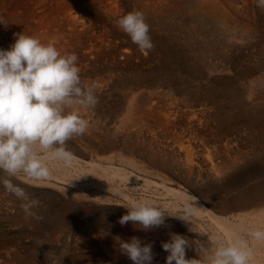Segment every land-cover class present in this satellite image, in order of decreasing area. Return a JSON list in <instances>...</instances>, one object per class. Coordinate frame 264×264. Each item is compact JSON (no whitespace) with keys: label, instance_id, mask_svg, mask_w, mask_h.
<instances>
[{"label":"rangeland","instance_id":"rangeland-1","mask_svg":"<svg viewBox=\"0 0 264 264\" xmlns=\"http://www.w3.org/2000/svg\"><path fill=\"white\" fill-rule=\"evenodd\" d=\"M92 1L94 5L95 0ZM104 1L102 0L103 3ZM246 1L247 0H182V1L181 0H116V3L118 4V8L115 13L116 15H115L114 29L110 32L111 34L109 33L111 37L113 36L112 38L114 39L115 43L110 45V47H107V51H105L107 55L106 57L100 56L99 59L92 60V62L89 63L90 65L88 64L86 66L89 70L85 71L83 75H80L81 80L82 82H84V84L90 81L94 82L95 77L97 78L101 77L102 78L101 82L104 85V87L102 90L103 91L102 94H101L102 91H100V94L96 93L99 99L96 107H94L93 109L89 108V109L80 110L83 118L87 119L88 121H90L89 119H93L94 125L92 127H89L88 132L83 136H74L72 139L66 142L67 150L71 151L74 156H77L82 160L78 162V165H80L83 169L86 168L85 170H87L88 168H90V166H88L85 163L94 160L95 159L94 154L97 155L100 154L99 156L101 157L103 156L111 157L113 159L112 160L113 166L125 169L126 171H131L136 173V171L131 166L129 167V165H127L126 163L122 161L119 162L117 160L116 157H117V153L119 152L118 148L107 149L108 151H104V152L98 149L103 148L105 140L106 141L115 140L117 142V138H116L117 135L114 134L115 130L113 123L119 120V118L121 117L123 113L122 110L126 102L124 99H126L130 95V92L132 90L131 88L135 87V84L137 82L136 80L140 76H143L144 74L146 80L147 76L151 78V75H154V73L156 74L158 73V71H160L159 74L160 77L163 78L162 80L165 83H168L169 81V83L171 84L173 88L171 96H173L174 100L176 101L180 100L190 105H192V103L193 105H197L199 103L205 101L207 102V100H209V96H208L209 91L210 92L217 91L221 93V94L217 93L218 96L220 97L215 98L217 101V106H218L217 110L219 114L217 112H216L217 114L212 112L214 111L212 109L210 111L213 115L215 114L217 118L220 120L219 124H217L216 121H212V123L211 122L209 123V126L211 127L213 126L212 127L213 130L212 133L210 134V137L214 138V140H219V139L223 140L224 138L228 139V141L233 140L234 144L233 141H231L232 142L231 144L234 145L233 146L234 148L236 146V148L233 149V151H235L236 153V149H237V153L240 152V154L242 155V157L238 159L240 161L235 165L241 168V165L243 167L244 164H246V166L248 164V169H249V171H247V174H245L246 172L245 173L243 172L242 173L243 175L239 174L235 176L236 179L231 180L230 186L231 187L237 186L235 189L236 191L235 190H231V191L233 192L234 195V193L236 192H243L249 190L250 189L249 187L258 184L256 181L262 183L264 180V165H263L264 138L259 137L254 128L250 126L248 127V124L244 123V121L241 120V116L242 114H246L245 108L248 103L257 104L259 102V104H261L263 102L262 104L264 105V83H263L264 77L262 78L263 81L262 84L256 81L255 83L253 82L254 78H256V75L259 76L262 72H264L263 70L264 69V7L257 6L258 0H248L247 2ZM1 2L3 1H0V12H1L0 20L4 22L8 18H9L8 20L12 19L13 17L7 14L8 11L7 6L4 5L6 7V8L4 7L6 9L5 10L1 6L2 4ZM4 2L7 3V0H4ZM27 2L28 1H26V3L24 2V4L22 2L20 3V5L22 4L21 6L23 7H21L18 4L16 6L17 8L14 9L16 10L15 13L19 12L20 15L21 14L23 15L22 12H24L25 14L26 13L25 11H27L26 8L29 5V4L27 5ZM161 4H165V5H161ZM157 5L158 7L160 5L163 6V7L160 6L162 9L160 7L158 8ZM58 10L59 11L53 9L52 13L44 12L45 14L47 13L46 15L43 12L41 15L40 12L38 15L39 20L38 18L29 17V15L26 13L24 15L25 17L23 20L25 21L26 18V23L23 22L22 20L18 21L17 23L19 24L20 28L18 29V31L14 33H20V31L22 30L21 32H23L24 34L26 33V35L29 36L41 34L42 33L41 31L43 29L40 28L41 26L40 21H43V19L44 20L48 19L51 16L55 17L56 15L61 14V9L58 8ZM134 10L142 11L145 14L146 22L150 25L152 24V26H150L149 35L151 36L154 47L151 51H148L149 57H147L148 56L147 55L145 56L146 58L142 55V52H138L140 51L138 46L132 43L130 37L126 33H124L121 29H119L116 24V21L120 16L125 15L128 12ZM217 16L223 17L228 23V25L227 23L226 26L224 27L216 25V23L213 21L216 20ZM176 17H178V19ZM29 19L30 20L32 19L34 21V22L32 20L30 21L31 25L27 23ZM252 20H254V22ZM101 21L106 23V26L111 28V26L109 25L108 15L103 16L101 18ZM188 24H192V25L190 26ZM23 28L25 31L23 30ZM33 28L37 29L36 32L32 31ZM185 29L186 32L184 33ZM191 32L194 34H191ZM0 33H1L0 38L2 37L1 38L2 40L0 39V43L3 44L5 41L4 45H6L7 47L9 46L10 48V46L15 42L14 33L11 36L4 33L2 34V30H0ZM4 35H5L4 38L5 40L3 39ZM6 38L8 39L6 40ZM46 40L49 39L47 38ZM194 41L196 42L194 43ZM179 42L181 43V45ZM122 46L123 47L126 46V48L129 49L134 48L133 50H135L136 53H138L139 59L138 56L137 57L128 56L127 59L121 58L120 55L118 54L119 50L117 47L123 48ZM200 46L201 47L206 46L207 49L205 48L204 51L201 50L202 52H200V50H198ZM108 48L110 50H108ZM165 49L166 52H164ZM64 51H60V52L64 53ZM195 52L201 54L198 55V53L196 54ZM166 53L175 55L176 58L179 61H181V63H183L182 66L184 67L183 71L185 73L182 71H178L175 68L174 59L172 63L171 61L169 62L167 59L164 58L163 54ZM111 54L114 55L112 56ZM217 57L219 62L220 61L221 62L223 61L222 63L226 62L225 63L226 66H228V68L232 71L224 72V74L215 73L209 75V77L206 76L204 78L203 77L196 78L197 76L200 77L203 74L205 76L206 73L204 67H207V65H210V63L211 65H215V63H218ZM135 59L138 61H136ZM167 61L169 63H167ZM259 64H261L260 69L258 68L259 70L257 69L256 73H254L251 77L240 74L237 77L232 78L234 72L239 73L242 69L247 70L250 66L254 68L256 67V65ZM82 65L84 66V64ZM235 68H237L239 71ZM249 93H251V97L248 99L244 98ZM225 96H228L230 100H228V98H226ZM231 96H233V98ZM188 97L189 99H187ZM121 99L124 100L125 102L122 101ZM234 100L239 102L236 103L237 106H234L235 103H233L234 105L232 104V102H235ZM108 105L109 108L110 107L112 108V109L110 108L111 110L108 108ZM104 107L107 108L108 112L109 110L111 112L107 113L106 111L105 114L101 115L100 117H96L97 111H100V109L104 110L105 109ZM250 115L257 118V120L259 118L258 121L263 120L264 122V109L256 113L255 111H251ZM111 116L113 118H111ZM95 120L98 121L96 122L97 124L95 123ZM93 121L91 120V122ZM99 121L102 123H100ZM262 125H264V123H262ZM251 128L252 130H250ZM247 129L249 130V132ZM253 131L255 132L257 137H255L256 135L254 134ZM214 135L216 137L218 136L219 139H217ZM234 139L237 140L235 141ZM237 141L239 144L236 143ZM207 144L205 143L202 146ZM202 146L200 145L198 148L194 149V152L196 151L194 154L195 157L196 155L198 156V158L196 157V159L194 160H196V162H198L197 164L200 166L204 162H205L204 164L206 165H209L210 161L214 163V161L216 160V156H214V154L216 153L214 150L216 149H214L215 147H212L214 146V143L211 144V142H209V146L208 145L205 147ZM95 149L97 150L95 151ZM207 152H210L212 155H209ZM180 154L183 158L180 157L179 158L180 160L174 161L175 164H177L178 161H182V159H184L183 152H181ZM205 154H207L206 161H204L206 159ZM229 155L230 153L228 154V156ZM200 156L204 157L203 158L204 160L199 159L201 158ZM211 157H215V158H211ZM208 158L211 159L208 160ZM201 160L202 163L200 162ZM216 161L218 162L220 160H216ZM105 162L106 161H103L104 164H106ZM65 168H66L65 171L68 170L65 172V175L63 176L64 179H66V182L58 179H54L52 177L46 181H37V180L29 179L28 177L22 174H18L16 177L12 178L14 184H17L25 189L26 193L30 196V199H36L39 202L37 206L31 209L33 212V216L30 219H27L24 216L25 212L21 207L22 201L17 199L13 194L6 191L5 188L2 185H0V264H132V261L129 260L126 255L121 254V252L119 255L114 253L115 252L114 249L117 250L119 249V247H115V245H113L114 242L110 241L109 238L106 237L107 235L105 234L106 233L105 231H107L108 229H110V227H112V229L115 230V232H117V234H119L120 236H124L127 238L129 237V239L132 237L130 235H133L134 230L138 228V226L132 224L131 222L123 226L119 223L120 218L127 212V209L125 207L129 206L128 202L124 200V198L117 197L111 192H107L108 193L107 195L109 196L110 198L109 202H111L112 205L107 201H104L102 203L101 201L95 200L94 198L89 197L88 195L85 196V194L83 193L73 195L71 192L76 191L75 190L76 188L73 185L69 184L67 180L70 179L69 176L74 177L75 173L73 171L71 172V166H65ZM176 168L177 167L175 166L168 172H166V168L159 171L162 174L163 182L165 184L167 183L172 187L183 188L188 193L198 197L205 205H207L210 208L209 203H207L203 194L200 193L201 187L202 188L204 186L208 187L210 184L204 181V183L203 182L201 183L203 185H201L199 184L198 181L194 180V178L192 179V177H190L191 179L188 178L189 180H187L186 177H184L183 175H179ZM51 171L55 172L54 170ZM259 173L261 175H259ZM253 176H255L256 178H254ZM89 177L92 178L91 176ZM241 177L242 179H240ZM150 179L157 183H160L162 181L159 178L158 179L150 178ZM85 180H87V178L86 179L76 178L78 184L85 182ZM142 187L143 186L136 185L135 188H131L133 197L137 198L140 195V196H144L145 198H154L155 200L158 201L159 206L162 207L163 209H166L165 206H163L164 204L166 205V203L164 202H167L169 200L171 201L170 205L172 204V200L166 198V195L164 193L163 195H158V194L152 195L150 189L148 190ZM93 188L91 189L96 194L103 193V191L99 190L98 188L95 187ZM209 189H211V192L213 193L216 192L220 196L229 195V194L232 195L231 191H227L223 193L221 191H217V188L216 189L214 188L215 189L214 191V189L210 188V186ZM160 190L161 189H158V192L162 191ZM195 190L197 191L195 192ZM83 196L85 197V199ZM141 202L148 203L146 201H141ZM180 207H181L180 209L186 210V207H184V205H180ZM253 209L255 208L252 206L251 208L228 210L223 213L217 210L214 211L216 214L224 215V216H233L236 214L242 216H245L246 214V216H249L250 214L249 212L252 211ZM113 213H115L116 215ZM169 220L170 219L164 220L163 227L158 230L159 235L155 238V241L151 242V244L153 245L152 264H166V257L168 254L161 247H162V242H164L163 241L164 239L165 241H168L170 239L169 237L164 235L166 234L168 228L169 230L172 229L171 226L169 227V225H166V223L169 222ZM167 238L169 239L167 240ZM112 247L114 249H112ZM186 258L195 259L190 255H186ZM199 261L203 262L202 260Z\"/></svg>","mask_w":264,"mask_h":264},{"label":"bare ground","instance_id":"bare-ground-1","mask_svg":"<svg viewBox=\"0 0 264 264\" xmlns=\"http://www.w3.org/2000/svg\"><path fill=\"white\" fill-rule=\"evenodd\" d=\"M0 1H3V2H1L2 3L1 6L3 8L5 7L4 5L7 6V10H8L7 14H9L13 17L10 20H8L9 18L7 20L5 19L6 21H4V23L7 26H5L4 23L0 24V30H2V34L4 33V34L10 35V36L14 32L18 31L20 26L17 22L20 20L23 21L24 17H25L24 15L26 13L29 15V17L38 18V20H39L38 15L40 12L42 15V12L43 13L44 12H47V13L51 12L52 13L53 9L56 11H59L58 8H60L61 14H58L55 17L51 16L48 19H45V20L43 19V21H40V25H41L40 28L43 29L41 31L42 33L36 34L34 36L37 37L44 44L51 43V44L55 45L59 51L65 50L64 53L76 54L78 57L77 63H78V67L80 68V75H83L85 73V71L89 70L86 66L89 63H91L92 60L99 59L100 56L106 57L107 55H106L105 51H107V47H110V45L115 43L114 39L112 38L113 36L112 37L110 36V34H111L110 32L114 29V24H115V15H116L115 13H116L117 8H118V4L116 3V0H107V1L103 0L104 3L102 2V0H95L94 5H93L92 0H7V3L4 2V0H0ZM26 1H28L27 5L28 4L31 5V6L28 5L29 7L27 6V8L25 7L28 12L25 11L26 12L25 14H24V12H22L23 15L22 14L20 15L19 12L15 13L16 10H14V9L17 8L16 6L18 4L20 5L21 2L24 4V2L26 3ZM227 2H225V3H227ZM158 5H157V7H158ZM161 5H165V4H161ZM184 5H186V4H184ZM21 7H23V6H21ZM161 7H163V6H161ZM231 8H232V6H231ZM248 8H250V7H248ZM22 11H24V10H22ZM53 12H55V11H53ZM0 14H1V12H0ZM105 15H108V17H109V25L111 26V28L106 26V23L101 21V18ZM2 16H3V14H2ZM6 16H8V15H6ZM176 18L178 19V17H176ZM31 20L29 19V21L27 23L30 24ZM252 21L254 22V20H252ZM23 22L26 23V18H25V21H23ZM213 22H215L216 25L223 26V27L226 26V23H227L226 20L220 16H217L216 20ZM36 23H37V21H36ZM188 25L191 26L192 24H188ZM227 25H228V23H227ZM150 26H152V24ZM174 27H175V25H174ZM169 28H167V29H169ZM186 29H185L184 33L186 32ZM23 30H24V28H23ZM36 30H37L36 28L32 29V31H34V32H36ZM176 32H178V31H176ZM191 34H194V33L191 32ZM180 36H181V34H180ZM4 38H5V35H4L3 39ZM47 38L49 40H46ZM7 39L8 38H6V40ZM190 41H191V39H190ZM197 41H198V39H197ZM195 42L196 41H194V43ZM4 44H5V41L3 44L0 43V49H4V50L9 49V46L7 47ZM259 44H261V43H259ZM180 45H181V43H180ZM126 46L125 47L122 46L123 48L117 47L119 50L118 54L120 55L121 58L127 59L128 56H136V57L138 56V53H136V51L133 50L134 48L129 49V48H126ZM196 46H198V45H196ZM201 46L199 49L197 47V49L200 50V52L204 51L206 48V46L205 47H201ZM221 48H222V46H221ZM108 50H110V49L108 48ZM138 52H141V51H138ZM164 52H166V49ZM199 54H201V53H198V55ZM108 55H110V54H108ZM142 55L144 57L148 55L147 57H149V52L148 53H142ZM163 56L169 62L170 61L172 62L174 59L175 60L174 61L175 68L178 71L184 72L183 71L184 67L182 66L183 63H181V61H179L175 55L166 53V54H163ZM212 56H214V55H212ZM138 59H139V56H138ZM130 60H131V57H130ZM140 60H141V58H140ZM217 60H218V57H217ZM220 60H221V58H220ZM136 61H138V60H136ZM168 61H167V63H169ZM106 62H108V61H106ZM217 62L218 63L214 62L215 65H211V63H210V65H207V67H204L206 75L204 76V74L201 70L203 75H201L200 77L197 76L196 78H201V77L204 78L206 76L209 77V75H212L215 73H217V74L223 73L224 74V72L232 71L228 68V66H226V64H225L226 62L222 63L223 61L219 62V60ZM82 64H84V66ZM261 64L256 65V67H254V68H252L250 66L251 68L249 67L247 70L242 69L239 73L234 72L232 75V78H235L240 74L251 77L254 73H256L258 68L260 69ZM84 67H86L87 69ZM261 68H263V67H261ZM235 69H237V68H235ZM159 73H160V71H158V73H156V74L154 73V75H151V78H149L147 76L146 80H145V77H144L145 74H144L143 76H140L136 80L137 82L135 84V87L131 88L132 90L130 92V95L126 99L123 98L126 102L121 99L122 101L125 102V104H124L125 106L123 107V110H122L123 113H122L121 117L119 116L120 117L119 120H117L113 123L114 130H115L114 134L117 135L116 136L117 142L115 140H108V141L105 140L104 146L102 144L103 148L98 149V150H101L104 152V151H108L107 149L118 148L119 152L117 153V157H116L117 160L119 162L122 161V162L126 163L127 165H129V167L131 166L136 171V173L131 172V171H126L125 169L113 166L112 165L113 159L111 157H104V156L101 157V156H99L100 154L99 155L94 154L95 159L85 163L88 166H90V168L85 170L86 168L83 169L80 165H78V162H80L82 160L80 158H78L77 156H74V160H73V163L71 165V172L73 171L75 173V175H74V177L69 176L70 179H68L67 181L69 184L73 185L76 188L75 189L76 191H74V192L70 191V192L73 195L83 193V194H85V196L88 195L89 197H92L95 200H99L102 203L104 201L111 203V202H109L110 198L107 195L108 194L107 192H111L114 195H116L117 197L124 198V200H126L128 202L129 206L134 204V203H137V202L146 201L151 205L159 207L161 210H164L166 212H170V213L175 214V215L187 214L186 210L180 209L181 208L180 205H184V207L187 206L191 211V214L189 215V222L186 223L183 220L178 219L174 216L166 215L165 219L166 220L170 219L169 222L166 221L167 222L166 225H169V227L171 226L172 231L169 230V228H168L166 234H164L165 236H167L169 238H170L171 233L180 234L182 236H185L189 240V242L191 243V247L186 249V255H190L197 260L203 261L204 255L205 254H211V252L214 251V249H215V245L210 244L209 237L218 238L221 241H227L229 243L236 241V240H245L248 244L253 264H264V241H256V240H254L248 236L249 231L257 230V229L264 230V180L262 183H259L258 181H256L258 184L249 187L250 188V189L248 188L249 190L243 191V192H236L233 195V192L231 190H235L237 186L231 187L230 186L231 180L236 179L235 176H237L239 174L243 175L242 174L243 172L244 173L246 172L245 174H247V171H249V169H248V164H247V166H246V164H244L243 167L241 165V168L237 167L235 165L236 163H238L240 161L238 159H240L242 157V155L240 154V152L237 153V149H236V153H235V151H233V149L236 148V146H235V148L233 147L234 146L233 140H231V141H233V144H231L232 142L230 140L228 141V139H225L224 138L225 136L223 137L224 138L223 140H220L218 138V136L217 137L215 136L216 135L215 133H214L215 134L214 136L219 140H214V138L210 137V134L212 133V130H213L212 129L213 126L212 127L209 126V123L210 122L212 123V121H216L217 124L220 123V120L217 118V116L215 114L213 115L210 112L212 109V110H214L212 112L218 113V110H217L218 106H217V101L215 98L220 97L217 94L219 92H217V91L210 92L209 91V93H208L209 94L208 95L209 100H207V102L205 101V102H202L199 104H197V102H198L197 101L196 102L197 105H193V103H192V105H190V104L182 102L180 100L176 101V100H174L173 96H171V93L173 90L171 84L169 83V81H168V83H165L162 80L163 78L160 77ZM263 77H264V72H262L259 76L256 75V78H254L253 82L255 83V81H256V82H259L260 84H262V82L264 81V80L262 81ZM100 78L101 77H99V78L95 77L94 82H91V81L88 83L85 82L86 85H89V86L95 85L97 94H100V91H102L103 87H104V85L101 82L102 78L101 79ZM89 80H90V78H89ZM104 84H105V82H104ZM104 92H105V90H104ZM102 93H103V91L101 92V94ZM219 94H221V93H219ZM259 94H261V93H259ZM112 95H113V93H112ZM223 96H224V94H223ZM225 97L228 98V96H225ZM231 97L233 98V96H231ZM250 97H251V93L247 94L244 98L248 99ZM236 98H239V97H236ZM187 99H189V97ZM222 99H225V98H222ZM228 100H230V99L228 98ZM238 101H239V99H238ZM238 101L232 102V104L235 103V105L234 104L233 105L237 106L236 103H239ZM262 103L261 104H259V102L257 104L248 103L246 108H245L246 114H242L241 120L244 121V123L248 124V127L250 126V127L254 128L259 137L264 138V125H262V123H264L263 120L262 121L260 120L262 122L261 123L260 121H258L259 118L257 120V118L250 115L251 111H255V113L262 111L264 109V105ZM106 107H104L105 108L104 110L100 109V111H97V115L95 113L96 117H100L101 115L105 114L106 111H107V113L111 112L110 110L112 108L110 107L111 108L110 109L109 105H108V108L110 109L108 112ZM96 109H98V108H96ZM82 110H84V109H82ZM90 111H91V109H90ZM94 112H96V111H94ZM118 113H116V114H118ZM213 116H214V118H213ZM92 118H93V116H92ZM111 118H113V117L111 116ZM89 120H90L89 121L90 127H92L94 125V121H93V119H89ZM91 120L93 122H91ZM96 122H98V121L95 120V123ZM100 123H102V122H100ZM252 128L250 130H252ZM248 132H249V130H248ZM92 133H94V132H92ZM218 133H219V131H218ZM254 134H255V132H254ZM249 135H251V134H249ZM257 135L255 137H257ZM86 136H88V135H86ZM237 139H239V138H237ZM247 139H248V137H247ZM209 142H211V144L214 143V146H212V147H215L214 149H216V150H214L216 152L214 154V156H216V160H220V161L217 162L215 160L216 162L214 161V163H212L210 161L209 165H206V164H204L205 162L203 164H201L202 163V160H201L200 161L201 166H200L197 164L198 162H196V160H194V159H196V157L198 158L197 155H196V157L194 155L196 152V151L194 152V149L198 148L200 145L202 146L205 143L206 144L208 143L207 145L209 146ZM260 142H261V140H260ZM236 143H238V141ZM207 145H204L202 147H205ZM96 150L97 149H95V151ZM160 152H162V153H160ZM181 152H183V154H184L183 155L184 159H182V161H178V163L175 164L174 161L180 160L179 158L182 157L180 154ZM207 153L209 155H212L210 152H207ZM229 153H230V155L228 156ZM231 154H233V155H231ZM206 155L207 154H205V158H206ZM203 158L204 157H201L199 159H203ZM211 158H215V157H211ZM211 158H208V160ZM206 160H207V158L204 161H206ZM103 161H106L105 162L106 164H104ZM48 163L51 166V167L49 166L50 170L55 171V172L51 171V177L54 179H58V180L66 182V179H64V177H63L65 175V172L68 171V170L65 171V169H66L65 165H63L62 162H48ZM243 163H244V161H243ZM174 165L177 167L176 170L178 171L179 175H183L184 177H186L187 180H189L188 178L192 177V179L194 178V180L198 181L199 184H201L202 182L204 183V181H205V182H208L210 184L209 185L210 188H213V189L217 188V191H221L223 193L227 192V191H231L232 195L229 194V195L220 196L216 192H215L216 194L211 192V189H209V186L208 187L204 186L203 188L201 187V189L199 188L201 190L200 193L203 194L207 203H209V206H210V208H209L198 197H196L193 194L188 193L183 188L172 187V186L168 185L167 183L165 184L163 182L162 174L159 171L166 168V172H168L172 168L175 167ZM249 166H250V164H249ZM55 173H56V175H55ZM140 175H142V176H140ZM259 175H261V174L259 173ZM89 176H91L92 178H90ZM253 177L256 178L255 176H253ZM76 178H78V179L79 178L80 179L81 178L82 179L87 178V180H85V182L78 184L76 181ZM150 178H157V179L159 178L162 181L160 183H157V182L151 180ZM240 179H242V177ZM245 182H246V180H245ZM51 185H53V184H51ZM136 185L143 186L144 188H146L148 190L150 189L152 195H156V194L163 195V193H164L166 195V198H169L172 200V204L170 205L171 201H169V200H168L169 202L168 201L164 202V203H166V205L164 204L163 206H165L166 209H163L162 207L159 206L158 201L155 200L154 198H145L144 196H140V195L137 198L133 197V193H132L131 188H135ZM201 185H203V184H201ZM93 187L98 188L99 190L103 191V193L96 194L91 189ZM158 189H161L162 191L160 190L161 192H158ZM215 189H214V191H215ZM244 189H246V188H244ZM196 191L197 190H195V192ZM219 194H220V192H219ZM84 199H85V197H84ZM111 205H112V203H111ZM252 206L255 209H253L252 211L249 212L250 213L249 216H246V214H245L246 217L242 216V215H237V214L233 215V216L218 215L214 211V210H217V211L223 213V212L228 211V210L245 209V208H251ZM31 212H32V210H31ZM236 212H237V210H236ZM113 214H115V213H113ZM230 215H232V214H230ZM24 216L27 219H30L33 216V212H32V215H27L26 213H24ZM163 225L164 224H162L159 227H154L150 230H141L139 228V226L137 225L138 228H136V229L134 228L135 230L133 232V235H130V236L138 237L142 241V243H151V242L155 241V238L159 235L158 230L161 229L163 227ZM190 228H191V231L189 230ZM164 231H165V229H164ZM105 232H106L105 234L107 235V236L106 235L105 236L108 237L110 241L114 242L113 245H115V247H119L118 243L114 239L115 237L118 236L122 240H125V241L129 240V237L127 238V237L120 236L119 234H117V232H115V230H113L112 227H110V229H108ZM48 236H49V234H48ZM169 238H167V240ZM163 241L167 242V241H165V239ZM201 245L204 246V248L206 249V252L200 251ZM212 248H213V250H212ZM112 249H114V248L112 247ZM114 251H115L114 253H116L117 255L120 254L119 249H117V250L114 249ZM111 253H112V251H111Z\"/></svg>","mask_w":264,"mask_h":264},{"label":"clouds","instance_id":"clouds-1","mask_svg":"<svg viewBox=\"0 0 264 264\" xmlns=\"http://www.w3.org/2000/svg\"><path fill=\"white\" fill-rule=\"evenodd\" d=\"M258 6L264 7V0H258ZM0 23L4 22L0 20ZM116 24L142 53L153 49L150 25L142 11L128 12ZM14 37L9 49H0V185L21 200L24 212L32 215L31 209L39 202L30 199L12 178L22 174L32 180L46 181L51 178L48 162L71 166L74 155L67 150L66 142L88 132L89 121L80 110L94 108L98 96L95 85L82 82L76 54L61 53L55 45L44 44L23 32L14 33ZM125 208L127 212L119 223L123 226L131 222L141 230L161 226L166 215L188 223L191 214L187 206V214L175 215L145 202ZM248 236L264 241V230L249 231ZM114 239L121 254L132 264H152L151 243H142L135 236L127 241L118 236ZM209 241L215 249L205 254L201 262L186 258L191 243L185 236L171 233L170 239L162 242L163 250L168 253L166 264H253L245 240L229 243L209 237ZM200 251L206 252L203 245Z\"/></svg>","mask_w":264,"mask_h":264}]
</instances>
